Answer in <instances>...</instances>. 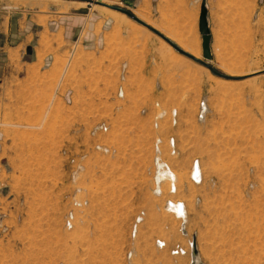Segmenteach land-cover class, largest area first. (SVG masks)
<instances>
[{"label": "rangeland", "instance_id": "374dc122", "mask_svg": "<svg viewBox=\"0 0 264 264\" xmlns=\"http://www.w3.org/2000/svg\"><path fill=\"white\" fill-rule=\"evenodd\" d=\"M96 2L143 18L128 0H0L62 53L40 91L0 96V264H264L261 0L199 1L209 61L197 17L142 20L228 79ZM158 158L177 190L157 192Z\"/></svg>", "mask_w": 264, "mask_h": 264}, {"label": "crops", "instance_id": "0c3cea01", "mask_svg": "<svg viewBox=\"0 0 264 264\" xmlns=\"http://www.w3.org/2000/svg\"><path fill=\"white\" fill-rule=\"evenodd\" d=\"M126 1L124 0L125 3ZM128 1L129 6L132 5L138 9V14L156 22L158 27L164 25L168 28L169 24H183L188 17H192L194 20L197 17L200 20L202 11L199 4L200 0ZM258 7L260 8V15L264 18V0H261ZM16 15L18 14L0 4V96L16 90L20 91L22 96L25 91H40L44 88V76L53 72L56 56L61 53L57 44H52L51 48L46 50L42 46L45 30L42 29L36 33L35 30L30 31L27 27L25 30L22 27L23 18ZM64 24L66 28H70L69 22L66 21L65 23L64 21ZM51 35L56 34L51 33ZM166 37L174 44L180 42L179 40H172L169 36ZM176 45L180 47L178 44ZM30 48L31 52H29Z\"/></svg>", "mask_w": 264, "mask_h": 264}, {"label": "water", "instance_id": "95a60500", "mask_svg": "<svg viewBox=\"0 0 264 264\" xmlns=\"http://www.w3.org/2000/svg\"><path fill=\"white\" fill-rule=\"evenodd\" d=\"M75 1H84V0H75ZM95 4L126 15L128 18H130L131 20H133L134 22H136L140 26L148 29L149 31H151L152 33L157 35L159 38H161L163 41H165L168 45H170L173 48V50L176 53H178L179 55H181V56H183V57H185V58H187L189 60H192V61L202 65L203 67L207 68L213 75H215V76H217L219 78H222V79L230 78V77H227V76L217 72L216 70H214L213 67L208 65L206 62H204V61H202V60L190 55L189 53H186L184 50H182L177 45L172 43L169 39H167L164 35H162L157 30L152 28L150 25H148L145 22H143L142 20H140L138 17L133 15L128 10H125V9H122V8L116 7V6H111V5H106V4H102V3H97V2ZM199 28H200V32H201L202 37H203V44H202L203 57L206 60L209 61V60H211V50H210L211 35H210V30H209V27H208V23H207V16H206V11L205 10L201 11L200 20H199Z\"/></svg>", "mask_w": 264, "mask_h": 264}, {"label": "bare ground", "instance_id": "6f19581e", "mask_svg": "<svg viewBox=\"0 0 264 264\" xmlns=\"http://www.w3.org/2000/svg\"><path fill=\"white\" fill-rule=\"evenodd\" d=\"M55 3L56 2H58V1H54ZM102 8V10L104 11V9L106 10V11H109V12H111V14L112 13H114L115 15H117L118 17H120L121 18V20L122 19H130V18H128L126 15H124V14H121V13H119V12H116V11H113V10H110V9H108V8H105V7H101ZM109 15V14H108ZM138 15H140L141 17H145L144 15H142V14H138ZM116 16V17H117ZM140 17V18H141ZM115 18V17H114ZM143 18H141L142 20H143ZM145 18H147V17H145ZM117 19H119V18H117ZM145 21V20H144ZM142 27V26H141ZM144 28V27H143ZM144 29H146V28H144ZM143 29V30H144ZM166 37V36H165ZM167 38V37H166ZM168 39V38H167ZM174 42V41H173ZM177 44V43H176ZM165 45L171 50V51H173V48L170 46V45H168L167 43H165ZM194 45V44H193ZM193 45H190L191 47H188V46H186L185 48H183L182 46H180L179 48H183L184 50H185V52L186 53H189L190 55H192V56H194V57H196V58H198L199 59V52H197L196 51V49L198 48V47H196V49H195V47H193ZM198 46V45H197ZM206 71H209L208 69H205ZM162 166L163 165H160L159 167L160 168H162ZM162 171L160 172V173H158V177H157V184H158V187H157V192L159 193V192H161V183H164V182H170V184H171V186L170 187H174V189H176L175 188V184H176V182H177V176L169 169V168H165V169H161ZM194 174H195V176H197L198 178L197 179H199V175H198V168L196 167L195 168V171H194ZM179 180V179H178ZM172 187V188H173ZM171 189V188H170ZM172 190V189H171ZM177 190V189H176ZM233 205V204H232ZM170 208V210H171V212H173L175 215L177 214L178 216H181V212H182V208L179 206V205H177V204H174L173 203V205L171 204V206L169 207ZM233 211V210H232ZM184 213V212H183ZM237 214V213H236ZM234 215V214H233ZM182 217V216H181ZM235 217V216H234ZM178 218H180V217H178ZM238 218V217H237ZM183 219V218H182ZM244 227V226H243Z\"/></svg>", "mask_w": 264, "mask_h": 264}, {"label": "built area", "instance_id": "2783aa9c", "mask_svg": "<svg viewBox=\"0 0 264 264\" xmlns=\"http://www.w3.org/2000/svg\"><path fill=\"white\" fill-rule=\"evenodd\" d=\"M205 110H206V106H203V107H202V114L205 112ZM165 117H166V113H165V112H160V113L155 117V119H156V121H158V120H160V119H162V118H165ZM171 117L173 118V120H174V122H175V118H176V112H175V111L171 113ZM155 127H156V128L158 127V122L155 123ZM170 144H171V146L174 147V142H173V141H171ZM160 145H161V140L158 139V140L156 141V143H155V146H156V150H157L159 153H160V147H159ZM158 159H159V158H158ZM160 162L163 163V161L159 159L158 164H159ZM158 167H159V165H158ZM167 167L169 168V166H168L166 163H163V167H162V169H165V168H167ZM159 169L161 170L160 167H159ZM68 223H70V224L72 225L71 221H69V220H68ZM179 252H183V251H179ZM183 253H184V252H183Z\"/></svg>", "mask_w": 264, "mask_h": 264}]
</instances>
